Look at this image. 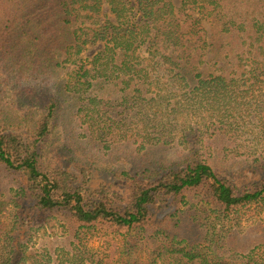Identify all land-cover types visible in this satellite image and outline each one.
<instances>
[{
	"label": "trees",
	"instance_id": "1",
	"mask_svg": "<svg viewBox=\"0 0 264 264\" xmlns=\"http://www.w3.org/2000/svg\"><path fill=\"white\" fill-rule=\"evenodd\" d=\"M63 69L35 113L0 111V197L13 208L0 213V264H264L246 239L212 251L171 222L188 199L225 219L264 204V0H0V80L34 104ZM61 100L85 144L128 170L49 150ZM235 118L257 124L254 144ZM52 221L59 237L36 247ZM141 249L146 261H123Z\"/></svg>",
	"mask_w": 264,
	"mask_h": 264
},
{
	"label": "rangeland",
	"instance_id": "2",
	"mask_svg": "<svg viewBox=\"0 0 264 264\" xmlns=\"http://www.w3.org/2000/svg\"><path fill=\"white\" fill-rule=\"evenodd\" d=\"M204 39L208 37L209 25L204 24ZM67 69H63L60 73L53 75L51 84L43 87H37L36 94L32 97L30 102L29 98L23 97V94L19 95L20 90L14 87L12 84H5L0 80V111L5 117H13L15 119L25 116L26 114L35 113V111L45 102L48 98L55 96L58 93V89L54 87L58 86V82L63 78ZM7 86V87H6ZM257 106V105H256ZM254 106L253 108H255ZM59 115L55 122V128L51 141H49V150L52 148L54 153L61 154L70 159H79V162L93 167L97 172L104 174L108 173V167L112 168L114 172L128 170L131 162H128L129 166H115L113 163L114 152H97L90 145H86L84 139L80 136L81 132L76 126V120L72 117L71 105L69 102L61 100L59 106ZM236 123H239L241 130H243V140L246 144H254V136L258 137L259 131L257 124L248 118H235ZM245 121V122H242ZM76 140L77 149L72 145V141ZM85 145V146H84ZM263 146V145H261ZM75 148V149H74ZM249 149H256L254 145H250ZM178 151L160 152L157 157L161 159L173 160ZM69 155V156H68ZM118 155V154H117ZM83 157V158H81ZM90 167V168H91ZM95 172V171H94ZM103 175L102 177H105ZM107 179V178H105ZM12 198V194H10ZM0 201H5L6 211L0 213H12V199L9 200V196L0 197ZM176 218H173L174 226H185L188 229V233L191 230L196 229L199 233L197 242L203 243L204 246H210L213 250H216V246L223 245L229 237H239V239H246L247 244H250L251 253L258 254L263 250L264 243V204L250 206L242 214L235 215L231 218H223L216 215L212 208L197 200H186V204L180 208V211ZM1 220L7 222L8 214L3 215ZM61 233L60 225L56 221H52L39 232L33 244L38 247V244L53 242V239L59 237ZM104 239L95 236L87 244L88 248L97 250L104 245ZM170 248L181 246V242L175 241L173 238L168 240ZM162 243V242H161ZM146 247V245H140ZM259 249V250H258ZM149 249H141L140 252L136 251L129 257H124L123 261L128 258L137 259L139 261H146L149 257ZM215 253V252H214ZM215 255V254H214ZM216 256V255H215ZM184 264H186L184 262Z\"/></svg>",
	"mask_w": 264,
	"mask_h": 264
}]
</instances>
